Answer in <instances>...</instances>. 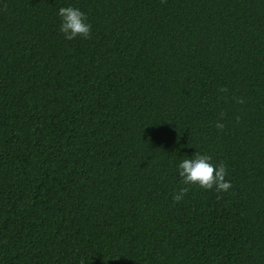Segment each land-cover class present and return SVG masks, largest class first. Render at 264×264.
I'll list each match as a JSON object with an SVG mask.
<instances>
[{
  "label": "trees",
  "instance_id": "trees-1",
  "mask_svg": "<svg viewBox=\"0 0 264 264\" xmlns=\"http://www.w3.org/2000/svg\"><path fill=\"white\" fill-rule=\"evenodd\" d=\"M0 264H264V0H0Z\"/></svg>",
  "mask_w": 264,
  "mask_h": 264
},
{
  "label": "clouds",
  "instance_id": "clouds-1",
  "mask_svg": "<svg viewBox=\"0 0 264 264\" xmlns=\"http://www.w3.org/2000/svg\"><path fill=\"white\" fill-rule=\"evenodd\" d=\"M59 32L66 40H73L77 36L87 38L91 31V25L87 22L86 15L77 7L72 5L58 8ZM217 129H222L223 124L217 122ZM212 158L207 154L196 152L194 155L180 160L176 164V171L180 181L184 185L195 184L203 189L216 191H227L231 187V182L225 179L226 169L223 162L213 164ZM187 192L186 187H181L172 196L174 201L183 199Z\"/></svg>",
  "mask_w": 264,
  "mask_h": 264
}]
</instances>
